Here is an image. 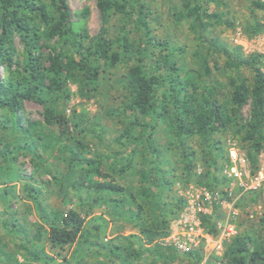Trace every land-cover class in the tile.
<instances>
[{"label":"trees","instance_id":"16d2710c","mask_svg":"<svg viewBox=\"0 0 264 264\" xmlns=\"http://www.w3.org/2000/svg\"><path fill=\"white\" fill-rule=\"evenodd\" d=\"M96 3L101 27L91 37L85 22L89 8L73 14L68 0H0V170L4 173L0 172V199L9 204L4 227L11 234L22 236L16 249L24 251L34 262L54 260L37 244L45 235L54 245H77L74 262L67 264H87L86 259L93 251L94 257L102 261L92 264H199L204 258L201 249L181 254L174 246L162 243L170 236L172 220L180 215L186 202L181 198L172 204L167 199L171 181L163 170L162 145L156 143L155 135L164 125L180 145L195 135L200 137L209 155L207 162L215 166L217 158L225 157L226 151L213 136L236 124L240 126L242 143L249 148V158L258 168L259 155L264 151L261 69L264 58L246 57L240 49L231 51L217 38L205 39L213 27L232 25L224 12H215L207 6V3L224 6L222 1L207 0L202 4L199 0H183L174 7L176 22L193 19L192 30L199 32L207 45L206 53L204 45L195 53L203 72L200 75L180 64L183 48L153 34L152 0H96ZM253 6L264 10L260 0H255ZM116 10L121 24L112 36L111 23ZM260 31L261 24L254 22L251 34ZM213 52L222 54L227 67L236 72V79L231 82L232 112L228 103L217 97L221 84L201 85L212 75ZM122 63H134L123 78L127 101L122 109L110 114L124 126L116 143L127 151L116 152L114 157L102 153L89 157L90 146L83 139L89 133L79 123L73 125L67 114L72 96L69 86L78 85L84 96L97 93L102 72ZM244 67L253 72L252 86L242 78L240 70ZM26 103L43 108V122L25 116ZM247 104L251 108L250 118L243 121L241 113ZM45 125L55 131L45 132ZM98 138L103 141L102 132ZM54 147L66 158L68 172L54 175L52 181H40L39 174L49 173L43 153ZM193 154L183 147L189 175ZM26 156L34 162V173L18 179L23 180L26 197L39 216L31 239L29 230L13 214L12 203L6 199L12 194L8 184L14 168ZM134 169L138 187L118 182L117 175ZM203 175L200 185L210 188L218 185L215 175L210 182L206 180L209 173ZM46 186H57L66 198L77 194L82 207L106 206L113 218L125 224L133 222L137 233H119L102 242L98 235L100 228L95 227L98 239L92 241V231L85 227V218L77 209L67 204L61 210L52 209L42 199ZM214 208L217 211L221 205L215 204ZM201 218L203 226L217 236V216L208 214ZM260 224L263 227L260 240L237 234L226 242L224 254L217 259L223 264H264V218ZM1 256L18 263L0 245Z\"/></svg>","mask_w":264,"mask_h":264},{"label":"rangeland","instance_id":"374dc122","mask_svg":"<svg viewBox=\"0 0 264 264\" xmlns=\"http://www.w3.org/2000/svg\"><path fill=\"white\" fill-rule=\"evenodd\" d=\"M68 1L73 14L89 8V16L85 20L86 27L90 36L95 37L101 27V17L96 0ZM182 1L183 0H152L153 16L151 18V29L153 34L161 40L183 48L185 53L180 56V64L184 66L186 70H193L196 75H200L203 72L200 65L196 63L195 53L203 45L205 47L204 52L206 53L207 45L202 41L201 34L192 30V26L194 25L193 19L183 20L181 23L176 22L173 15L174 7L180 6ZM218 1H222L225 5L217 6V4L207 3V6L215 12H224L227 21L232 25L222 24L213 27L210 33L205 34V39L210 40L212 38H217L225 44L229 50L237 51V49H240L242 54L246 57L255 55L248 53L244 48L242 49L238 46L235 43V37L239 31L242 33V37L248 40H253L256 35L260 34L263 30L264 10H258L253 6L255 0ZM199 2L206 4L207 0H199ZM74 20L80 21L78 17H74ZM254 22H259L261 24V31L256 34H251L254 28ZM120 24V14L118 10H116L111 23L112 36L116 35ZM262 57L264 58V55ZM210 61L213 70L212 75L208 77L205 82H201V85L203 86L204 83H206V85L221 84L217 97L220 101H226L232 112L233 105L231 102V94L233 85H231V82L236 79V72L227 67V60L222 54L213 52L210 54ZM132 66H134V63H122L113 69L102 72L99 79V91L97 93H91L88 96L81 94L78 85L70 84L69 86L72 91V96L67 108V114L72 118L73 125L79 123L86 128V133H89L87 137L83 138L84 142L90 146L89 157H95L101 153L114 157L116 152L125 153L127 151V148H121L119 144L116 143V139L123 131L124 126L119 119L111 116L110 112L122 109L127 101V96L123 88V78ZM261 69L264 73V61ZM240 72L242 78L246 79L248 84L252 86L254 81L253 72L246 67L241 68ZM250 112V104L245 105L241 113L243 121L250 118ZM24 114L27 118L36 121H44L43 108L36 103H26ZM239 128V125L231 124L226 132H220L213 136L215 142H220L221 146L226 151L225 157L217 158L215 166L212 165V162H207L209 156L208 152L201 138L196 135L187 139L185 145H180L178 140L175 138L172 139L168 128L161 125L155 135V139L157 144L162 145V167L171 181V191L168 192L167 197L168 201H171L173 204L183 198L186 202L187 197H189L188 192L191 186L206 188L211 193H217L222 200L220 204L221 208L217 211L214 210L215 205H205V208L209 210L211 215L217 216L219 234L214 236L202 224L206 232L214 237H218L220 233H222V227H225L224 225L227 220H231L232 225L235 227V235L248 234L253 239L260 240L263 235V227L260 224V219L264 218V181L258 190L245 191L238 182L231 181L228 178L225 179L226 175L224 170L228 163L227 149L229 141L236 142L243 151L246 153L249 152L248 146L244 145L240 139L241 136L238 133ZM52 130L55 131L54 128L45 125V132H51ZM101 132L103 134V141L98 138ZM82 135H85V133ZM183 147L194 153V158L191 163L193 167L191 175L188 174L186 168ZM43 158L46 160L45 167L49 173L45 174L43 171V173L39 174L37 179L40 181H52L54 175L61 176L68 172L66 158L56 147L43 153ZM258 159V168H255L253 161L250 159L252 163V172L254 174L264 168V151L259 155ZM225 162L226 165L222 171V165ZM34 170L35 165L32 158L30 156L22 157L19 167L14 168L15 172L12 174V180L8 184L10 188L13 189L12 194L6 198L12 203L11 206L14 210L13 214L16 215L18 220L29 230V239L32 238L33 233L36 231L34 224L39 222V216L32 202L26 197L27 192L25 191L23 180H19L18 177H28L34 173ZM213 171L216 173L214 174ZM0 172L4 175L2 170H0ZM207 172L209 175L206 177V180L209 182L213 180V175L216 176V180L218 181L216 187L212 186L210 188L199 184L200 178ZM116 178L122 185L139 186L136 169L119 176L117 175ZM44 191L45 193L42 199L45 200L52 209L61 210L65 207L64 205L67 204L69 207L72 206L77 209V211L83 215L86 222L85 227L92 231V241L98 239L95 227L100 228L98 235L102 242L116 237L119 233L125 235L137 233V230L133 227V222L125 224L121 219L113 218L109 214L106 206H96L93 208L87 205L82 207L77 194L72 193L66 198L64 192L57 190V186H46ZM222 193H227L228 195L223 196ZM8 205V202L0 199V245L5 247L6 252L13 254V259L17 260L18 263L10 262L6 257L1 256L0 264H67V262H74L77 245H54L45 235L42 237V241L37 244L38 246H43L45 253L54 258L53 261H48V263L34 262L24 251H18L16 249V244L22 241V236L13 235L4 227V221L9 216V214H6V211L9 210ZM180 215L173 218L174 220H172L171 228ZM167 238L162 241L163 245H167ZM226 242L228 243L230 240L224 242V251L220 252V254L212 252L210 247L207 248L203 245L200 249L204 258L199 264H223L222 260H218L217 258H221L224 254ZM93 253L94 251L91 252L92 255L86 259L87 264L102 261L101 258H95Z\"/></svg>","mask_w":264,"mask_h":264},{"label":"built area","instance_id":"2783aa9c","mask_svg":"<svg viewBox=\"0 0 264 264\" xmlns=\"http://www.w3.org/2000/svg\"><path fill=\"white\" fill-rule=\"evenodd\" d=\"M264 3V0H260ZM235 43L245 51L255 55H264V22L263 30L253 40L242 37L239 31L235 37ZM228 163L224 173L231 181H236L245 191L258 190L264 181V168L254 174L252 163L248 153L243 151L236 142L229 141L227 149ZM189 197L180 217L174 222L171 234L166 239V244L174 246L181 254L200 250L204 245L211 248L212 252L220 254L224 251V242L235 236V227L231 220H227L222 233L218 237L206 232L202 226V215L211 214L205 205L221 204V197L217 193H211L206 188L191 186ZM223 205V204H222Z\"/></svg>","mask_w":264,"mask_h":264}]
</instances>
